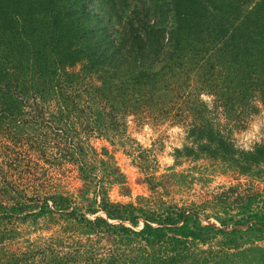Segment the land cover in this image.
<instances>
[{"label": "trees", "instance_id": "16d2710c", "mask_svg": "<svg viewBox=\"0 0 264 264\" xmlns=\"http://www.w3.org/2000/svg\"><path fill=\"white\" fill-rule=\"evenodd\" d=\"M79 64L99 79L87 89L89 99L105 97L116 109L174 92L168 75L190 80L192 72L204 85L218 82L226 107L235 100L245 103L251 94H259L264 105V0H0L1 131L22 136L30 126L52 127L69 138L65 129L76 133L78 124H87L86 108L78 102L81 92L71 94L80 82L71 70ZM51 97L52 126L44 109ZM191 106L190 142L176 149V160L218 159L243 176L264 166V143L238 149L203 102L196 99ZM29 113L37 117L30 119ZM96 115L101 120L103 112ZM58 148L63 156V146ZM147 158L139 156L138 167L145 172ZM78 160L72 162L84 182L83 204L57 193L29 196L0 164V244L9 231L2 226L58 216L118 245L97 259L96 250L79 239L51 238L23 253L0 247V264H264V248L247 246L245 238L253 232L264 237L262 193L232 188L212 215H202L201 206L152 211L110 200L107 185H123L125 176L103 159L105 177L89 197L94 171L82 156ZM148 182L153 187L152 179Z\"/></svg>", "mask_w": 264, "mask_h": 264}, {"label": "rangeland", "instance_id": "374dc122", "mask_svg": "<svg viewBox=\"0 0 264 264\" xmlns=\"http://www.w3.org/2000/svg\"><path fill=\"white\" fill-rule=\"evenodd\" d=\"M71 71L78 74L80 81L71 94L74 97L81 92L78 102L87 112V124H78L76 133L66 130L64 124H60V127L67 131V136L71 134L69 138L64 133L57 135L50 126H45L50 127L48 131L34 125V128L27 127L26 134L29 137L26 134L12 136L5 129H2L3 132L0 129V164L6 171L13 173L18 185L28 191L29 196L57 193L70 196L78 203H85L81 200L84 185L81 172L79 166L72 162L79 161L81 156L87 160L96 179L95 185L89 190V197H94L97 183L105 177L99 162L103 159L118 166L125 176L123 185H107L110 200L135 204L152 211H161L171 205L187 209L201 206L204 208L202 215H212L217 204L229 197L227 191L232 188H237L238 193L251 191L264 196V166L243 176L237 167L222 160L207 157L196 161L175 158L176 149L190 142L188 133L193 123L191 104L196 99L205 104L209 118L217 123L222 133L238 149L251 150L257 144L264 143V105L259 94H251L245 103L235 100L236 103L231 107H226L225 100L217 94L218 87H221L217 85L218 82H214L211 88L208 84H202L192 72L190 80H185V77L179 80L168 75L169 86L176 89L174 92L165 91L151 102L116 109L105 97L89 99L87 89L99 81L96 74L83 71L82 64ZM54 103L51 97L44 107L45 118L51 126L56 114ZM97 111L103 112L101 120L97 118ZM32 114L29 113L27 117H37V114ZM111 120L117 122V129L113 128ZM44 132L49 134L45 135ZM80 144H85L84 152L75 156ZM58 145L63 146V156ZM88 145L93 146V150ZM141 153L145 158L148 157V160H142L148 172L138 167ZM72 155L74 158L70 160ZM61 157H66L63 160L65 162H59L58 158ZM148 179H152L153 187ZM141 198L145 200L139 201ZM2 230L9 231L0 247L13 253H23L30 245L46 243L51 238L66 241L79 239L90 251L96 250L98 259L105 257L112 247L118 245L106 238L87 234L82 226L71 224L58 216L34 221L30 219L27 222L13 221L2 226ZM245 238L249 243L247 246L264 248V237L259 234L253 232Z\"/></svg>", "mask_w": 264, "mask_h": 264}]
</instances>
